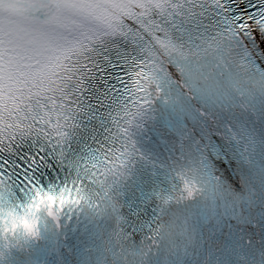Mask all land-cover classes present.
I'll return each instance as SVG.
<instances>
[{
    "label": "snow or ice",
    "instance_id": "snow-or-ice-1",
    "mask_svg": "<svg viewBox=\"0 0 264 264\" xmlns=\"http://www.w3.org/2000/svg\"><path fill=\"white\" fill-rule=\"evenodd\" d=\"M52 239L264 264V0H0V264Z\"/></svg>",
    "mask_w": 264,
    "mask_h": 264
}]
</instances>
